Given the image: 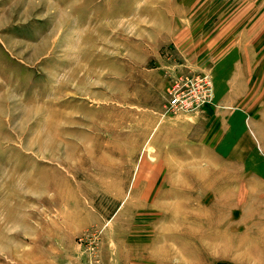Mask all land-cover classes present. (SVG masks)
Listing matches in <instances>:
<instances>
[{
    "label": "rangeland",
    "instance_id": "374dc122",
    "mask_svg": "<svg viewBox=\"0 0 264 264\" xmlns=\"http://www.w3.org/2000/svg\"><path fill=\"white\" fill-rule=\"evenodd\" d=\"M0 264H264V0H0Z\"/></svg>",
    "mask_w": 264,
    "mask_h": 264
},
{
    "label": "built area",
    "instance_id": "2783aa9c",
    "mask_svg": "<svg viewBox=\"0 0 264 264\" xmlns=\"http://www.w3.org/2000/svg\"><path fill=\"white\" fill-rule=\"evenodd\" d=\"M180 102H182V101H180L179 97L178 96H175V97H173L171 99L170 104H171V106H176Z\"/></svg>",
    "mask_w": 264,
    "mask_h": 264
}]
</instances>
